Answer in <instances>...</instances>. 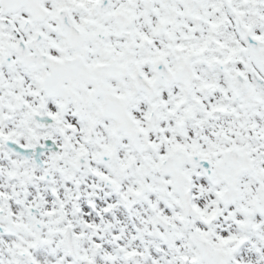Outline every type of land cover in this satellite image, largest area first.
Wrapping results in <instances>:
<instances>
[{"label":"snow or ice","instance_id":"1","mask_svg":"<svg viewBox=\"0 0 264 264\" xmlns=\"http://www.w3.org/2000/svg\"><path fill=\"white\" fill-rule=\"evenodd\" d=\"M0 264H264V0H0Z\"/></svg>","mask_w":264,"mask_h":264}]
</instances>
